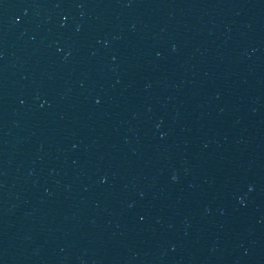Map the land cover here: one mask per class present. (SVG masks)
I'll list each match as a JSON object with an SVG mask.
<instances>
[{"label": "water", "instance_id": "obj_1", "mask_svg": "<svg viewBox=\"0 0 264 264\" xmlns=\"http://www.w3.org/2000/svg\"><path fill=\"white\" fill-rule=\"evenodd\" d=\"M212 264H264V100Z\"/></svg>", "mask_w": 264, "mask_h": 264}]
</instances>
